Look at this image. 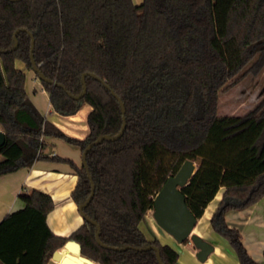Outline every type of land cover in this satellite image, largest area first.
I'll use <instances>...</instances> for the list:
<instances>
[{"label":"trees","instance_id":"16d2710c","mask_svg":"<svg viewBox=\"0 0 264 264\" xmlns=\"http://www.w3.org/2000/svg\"><path fill=\"white\" fill-rule=\"evenodd\" d=\"M17 29L34 35L39 68L65 87L41 80L53 109L72 115L83 103L92 105L84 139L65 134L32 103L26 73L16 66L22 60L33 70L32 38L21 30L14 49ZM0 48L7 50L0 51V127L6 135L0 175L36 160L64 162L78 177L73 200L78 206L86 201L91 181L83 163L47 155L44 137L64 139L83 152L100 135L119 133L121 105L100 80L88 75L82 98L68 94H80L82 74L95 73L127 108L123 135L103 139L87 154L96 190L85 212L100 224L101 241L114 247L154 244L165 264H176L177 249L159 236L150 240L140 223L185 154L207 146L231 161L209 223L242 264H259L226 213L264 197V97L241 115L218 114V101L221 90L264 69V0H0ZM181 190L197 219L218 193L194 191L189 182ZM20 197L24 207L0 222V264H47L69 239L101 264H160L154 249L102 246L87 220L69 236L57 235L46 222L55 208L52 196L32 190Z\"/></svg>","mask_w":264,"mask_h":264},{"label":"crops","instance_id":"0c3cea01","mask_svg":"<svg viewBox=\"0 0 264 264\" xmlns=\"http://www.w3.org/2000/svg\"><path fill=\"white\" fill-rule=\"evenodd\" d=\"M133 1L135 4L143 2V0ZM16 66L25 71L27 93L39 112L68 136L84 139L90 132L88 115L93 109L92 105L85 102L72 115L58 113L53 109L49 93L37 74L28 69L22 60H17ZM38 84L41 86L40 89ZM0 129L3 130L1 127ZM44 138L49 143L47 152L52 148V155L58 154L65 158H71L77 165H82L83 152L80 146L53 136ZM29 152V159H32L34 153ZM77 180L78 177L70 165L51 160H36L31 166L20 167L15 171L0 175V222L7 214L24 207L21 194L39 190L51 195L55 202V208L48 214L46 222L57 235L69 236L84 223L79 206L72 198ZM220 188L221 195L217 193L208 204L203 216L198 219L196 228L199 222L211 217L215 209L211 204L215 200L218 203L225 190L224 186L220 185ZM145 217L149 219L151 225L149 228L145 227L143 219L140 228L150 240L159 236L171 243L179 252L176 264H242L233 247L228 246L229 241L216 233L210 223H206L202 231H196V228L194 230L195 233L215 245L214 251L207 258L208 260L202 262L196 256L197 248L194 245L190 242L177 244L170 235L161 231L159 226L151 221L153 218L149 217V214H146ZM226 220L230 227L240 231L242 242L248 253L259 264H264V197L246 208L229 210L226 213Z\"/></svg>","mask_w":264,"mask_h":264},{"label":"water","instance_id":"95a60500","mask_svg":"<svg viewBox=\"0 0 264 264\" xmlns=\"http://www.w3.org/2000/svg\"><path fill=\"white\" fill-rule=\"evenodd\" d=\"M21 30H25L31 34V52H30V58L31 63L33 66L34 73L37 74V77L40 80H43L45 82L51 83L53 85L60 86L62 88H65L64 85L56 80L48 78L39 68L35 58H34V49H35V38L34 35L28 30V29H17L14 33L15 38V46L14 49L17 48L19 42L17 38L18 32ZM0 51H7L2 50L0 48ZM90 75L97 80H100L104 86L112 91V94L114 97L119 101L123 113V124L118 134L115 136H111L108 134H102L100 135L96 141L91 142L87 145V147L83 151L82 155V163L88 173L89 179L91 181V193L89 197L86 199L84 203H82L79 206V212L81 216L84 218V220H87L94 224L97 227V233H96V240L99 244H101L104 247L116 249V250H124V249H136V250H150L154 249L156 250V256L158 259V262L160 264H165L163 262L162 256H161V250L158 246L151 244L148 246L140 247V246H125V247H114L105 244L100 239L101 234V226L100 224L94 219H92L89 215L86 214L85 208L88 206L90 201L92 200L96 186L93 181L92 175L90 174V169L87 163V154L88 151L94 146L100 143L103 139H109V140H115L120 138L126 128V107L121 99V97L113 90L111 87L102 80L97 74L92 72H85L82 74V80H83V91L75 95L72 92L68 91V94L73 98H82L87 90V84H86V77ZM6 140V135L3 130L0 129V148L3 146ZM47 155L52 154V148L48 152H46ZM191 162V161H190ZM193 163V162H191ZM185 167L182 165L181 170L184 171ZM190 170V167H189ZM183 181H180L182 183ZM154 210H153V217L157 222V225L159 226L160 230L165 232L166 234L170 235L174 242L177 244H183L187 243V241H191L193 245L197 248L196 256L200 261L204 262L208 260L207 258L209 255L214 251L215 245L211 244L208 240L204 239L201 235L198 233H195V226H197V218L192 209L190 208L186 194L178 187L176 184H174L171 176L167 178L165 183L163 184L162 188L157 192L155 198H154ZM156 238V237H155ZM154 238V239H155ZM228 246L231 248L232 245L228 243ZM47 264H101L85 255L82 254V244L76 240V239H69L65 242V244L60 248L53 252L52 257L49 259Z\"/></svg>","mask_w":264,"mask_h":264},{"label":"rangeland","instance_id":"374dc122","mask_svg":"<svg viewBox=\"0 0 264 264\" xmlns=\"http://www.w3.org/2000/svg\"><path fill=\"white\" fill-rule=\"evenodd\" d=\"M38 88H41L40 84H38ZM262 97H264V69L257 75L250 74L236 85L221 90L219 93L218 114L241 115L247 113ZM185 157L197 166L196 173L189 180L190 187L194 191L202 190L203 193L208 195H212L214 190V193L219 191L218 193L221 195L220 180L231 163L230 159L207 146H203L194 152L186 153ZM211 205L215 208L217 200ZM154 209H150L147 214L153 218L151 221L157 224L153 217ZM209 219L199 222L196 231H202L205 227L204 225L209 223ZM143 224L147 228L151 225L146 217L143 220ZM189 242L193 245L191 241Z\"/></svg>","mask_w":264,"mask_h":264},{"label":"bare ground","instance_id":"6f19581e","mask_svg":"<svg viewBox=\"0 0 264 264\" xmlns=\"http://www.w3.org/2000/svg\"><path fill=\"white\" fill-rule=\"evenodd\" d=\"M182 165L185 167L184 171L181 170V167L179 168V171H177L174 175H170L174 184L178 186L180 189L185 186L191 177H193V174L196 172L197 166L194 163H191L188 159H186ZM181 165V166H182ZM190 167V170H189ZM180 181H183L180 183ZM198 222V219H197Z\"/></svg>","mask_w":264,"mask_h":264}]
</instances>
